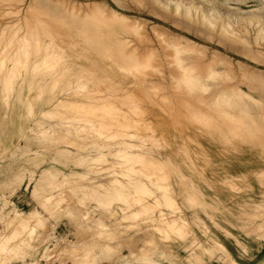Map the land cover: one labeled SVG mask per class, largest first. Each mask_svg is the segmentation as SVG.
Wrapping results in <instances>:
<instances>
[{
    "label": "rangeland",
    "instance_id": "obj_1",
    "mask_svg": "<svg viewBox=\"0 0 264 264\" xmlns=\"http://www.w3.org/2000/svg\"><path fill=\"white\" fill-rule=\"evenodd\" d=\"M58 1L0 0V232L9 230L10 218L23 216L31 209L37 210L43 219L39 222L42 223L39 227L38 222L36 225L32 224L35 230L32 229L30 234L22 233L26 238L25 244L16 254L8 253L3 264H75L77 258H87L89 255L91 256L87 259H103L98 264H248L241 262L240 257L250 252L249 259H254V255L264 246V88L260 84L264 81V35L258 36V40L253 37L262 24L258 15L252 16L253 23L246 26L245 33L239 30V23L246 25L249 17L243 12L260 10L264 1L218 0L224 4L227 2V5L237 11H228L222 22L217 10H209L208 15L216 20L214 24L203 21L200 12L195 8L186 15L184 7L176 11L172 5L167 8L162 4H155L158 1L154 0H67L68 3L71 2L70 5L65 0ZM86 2H96L102 8L127 16L129 21L136 20L140 23L145 28L144 32L148 36L150 34L148 41L152 40L145 44L153 46L161 53L164 61L160 63L162 66L154 62L158 65L152 64L150 68L143 69L147 74L136 73L139 76L133 73L137 82L132 81L131 73L121 70L114 60L107 58V41L98 39L101 28L105 30L113 27L121 32L120 24L101 22L103 16L98 12L90 13L88 17L87 14L77 15L72 11L71 4L85 5ZM218 10L225 11L221 7ZM91 14L94 20L97 19L96 23L93 22ZM261 17L264 21V14ZM222 24L228 30L223 29ZM45 29L51 35H46ZM37 31L42 35L40 38ZM154 31H160L166 38L172 36L173 40L195 47L191 53L179 54L183 64L190 67V78L197 75L193 78V85L191 83V87L195 85L194 88L187 85L190 82L189 77L188 80L184 78L187 82L182 80L173 61L172 48H168L165 43L160 44ZM21 34L27 36L26 42H23ZM136 36L133 35L132 38L135 40ZM239 36L247 41L239 40ZM49 38H54L62 46L60 49H52L56 54L53 59L44 58V43ZM141 48L143 47L139 49ZM163 48L168 51L173 64L168 57L165 58L167 51ZM203 61L207 63H204L205 68ZM207 67L222 73L217 78L208 77ZM229 68H233L236 73H242V70L247 72L237 79H228L225 73H233ZM160 69L163 71L160 72ZM143 74L148 82L154 80L156 83L168 85V90L166 86V90L162 89L164 93H174V89H179L181 95L176 97L182 96V102H187L184 103V110L202 119L205 118L202 113L208 112L214 116L213 122L210 125L206 122V126L205 123L189 124L188 129L177 134L173 142H183V145L178 148L174 143L173 149L169 150L174 162L170 161L173 163L168 166L160 159H141L138 156L128 164L125 163L127 166L134 164L132 168L128 167L129 171H119V168L118 171L88 170L87 158L92 152L97 153L90 146L94 142L102 141L103 137H86L85 140L79 138L82 147L79 151L72 145H66L56 132L65 121L63 115L59 116L54 112L56 98H78L81 94L78 89L85 85L84 93L95 95L96 98L100 95L93 92L97 85L100 88L104 86L109 93L122 95L124 91L120 88L133 83L136 87L140 84L138 91L152 100L153 89L151 91L150 86L149 89L146 88L144 80L145 88L142 87L143 84L141 86L139 77L142 79ZM170 78L173 80L170 81ZM175 85L181 87L174 88ZM169 86L173 87L172 92ZM232 86L243 89L262 105H256L249 99L241 101L242 104L239 100L235 105H228L224 96L232 92ZM225 92L227 93L222 95ZM220 100H225L224 104ZM126 105L129 107V104ZM240 111L243 118L240 117ZM223 114H230L229 119H237L239 126L231 125L228 118L222 119ZM75 121L72 120L73 123ZM197 127L203 130L200 131ZM68 135L65 134L68 137L66 140H69ZM138 136L132 141L145 150L155 155L164 153L163 142L156 133H150L148 137ZM91 150L93 151L90 152ZM80 155H85L86 161L80 162ZM110 161L113 160L110 158ZM177 162L185 176L179 169L178 173ZM205 163L206 166H201ZM104 165L101 163L94 168ZM45 170L56 178H66L73 182L56 188L57 197L52 195L51 199H56L55 204H58L55 205L54 201L49 200L53 207L48 205L51 208L50 212L47 209L49 213L44 212L38 203L44 197L39 195L43 191L38 190L37 197V192L33 189L35 180ZM165 171L170 172L169 181L172 186H167L162 179ZM121 172L123 177L119 175ZM154 173L156 174L153 175ZM113 178H117L116 181L119 182L121 179L125 180L128 186L126 183L127 187L119 185L116 181L118 184L100 186V182L107 184ZM88 182L93 187L95 184L98 189L92 188L94 197L93 191L88 188L90 185L85 186L86 188L78 186ZM142 182H147L149 186L136 190L137 185ZM129 187L134 189V193L137 191L135 195L132 193L135 198L144 196L146 205L140 207L136 201L133 203V196L128 201L127 194L132 190L129 191ZM114 189H122L126 191V195L124 191L115 192V195ZM163 189L167 190L166 193L164 190V194L172 191L175 195L174 207L163 199L157 202L154 197H150L161 194ZM95 190L103 192L102 195L108 192L107 199L104 194L105 200L101 202V194H97ZM84 191L86 195L83 194ZM95 195L99 197L98 200ZM259 204L263 205L260 207ZM147 205L149 209L151 207V212ZM145 206L146 210L143 209ZM171 218L181 220V224L178 220L176 223L177 227L178 223L181 225L180 232H175L174 238L161 240L156 228ZM178 235L184 236L177 238ZM106 245L109 246L106 248ZM76 246L80 249L70 248L74 249ZM108 250H111L110 253ZM59 251L65 253L61 254ZM104 251L107 257L103 254ZM71 252L73 254L68 255ZM256 264H264L263 258Z\"/></svg>",
    "mask_w": 264,
    "mask_h": 264
},
{
    "label": "bare ground",
    "instance_id": "obj_2",
    "mask_svg": "<svg viewBox=\"0 0 264 264\" xmlns=\"http://www.w3.org/2000/svg\"><path fill=\"white\" fill-rule=\"evenodd\" d=\"M66 1L67 0H65L64 2H66ZM154 1H158V3L155 2V4H162L163 6H165L167 8L170 5H172L176 11H179L182 7H184V12L186 15L191 12L192 8H195L196 11L200 12L199 13L200 18L203 21H207L210 24H214V22L216 21L214 18H212L207 13L211 9H215L219 12V16H220L219 20L222 22L225 20L224 18H225V15L228 11H237L236 9L231 8L229 5H227L226 4L227 2H225V4H224L223 2H219L218 0H154ZM154 1H152V2H154ZM61 2H62V0H61ZM67 3H68V1H67ZM70 3H68V4L70 5ZM153 5H154V3H153ZM66 6H68V5H66ZM163 6H162V8H163ZM69 7L70 6H68V8ZM71 7L70 8L72 9V11L74 10L73 12H75V14L80 13V15H81L82 13H84V14H87L88 17H90V15H89L90 13L98 12V13H101V16H103L102 20H100L101 22L103 21L104 23H107V24L108 23H119L120 24L121 32L116 31L113 27H111V28L109 27L107 29L105 28V30H104V28H101V31L98 34L99 35L98 39L107 41V43L109 45V49L106 53L107 58L114 60L118 64V65L116 64L118 66V68H120L121 70H124L127 73H131L132 74L131 75L132 81L137 82L135 77H136V75H139V74H136V73L147 74L145 71L143 72V69L150 68L152 64L155 66L157 63H154V62H158L159 66L161 65L160 63H162V62L164 63L161 53H159L157 51V49L155 50V48L153 46L145 44L148 41L150 34L148 36V34H146L144 32L145 28L142 27V25H140V23H138L136 20L135 21H129L128 20L129 18L127 16L122 15V14H120V13H118L112 9L109 10V9L102 8L96 2H92L91 4L90 3L88 4L86 2L85 5H81V4L75 5L73 3V4H71ZM219 7L223 8L225 11L221 12L220 10H218ZM243 13L246 14V17H249L247 20L248 23H246V25L239 23V27H240L239 30H241V31H243V33H245L247 31L246 26L253 23L252 22L253 21L252 16L258 15L260 17L259 20L262 21V24H261L260 28L256 31V33L253 37L256 39L258 36L264 35V21L262 20V17H261L262 14H264V3H263V6L260 10H253V11L250 10V11H245ZM84 14H83V16H84ZM92 15L93 14H91V16ZM86 16L84 18H86ZM88 17H87V19H89ZM25 20H26V18H25ZM96 20H94V17H93V22L95 21V23H96ZM256 26H257V24H256ZM32 28H33V26H32ZM222 28L225 30H228V28L224 24H222ZM232 29H234V28H232ZM46 30L47 29H45L44 33L46 35H51L49 32H47L48 30L47 31ZM38 31H37V34L39 33ZM50 31L53 32L52 30H50ZM81 31H82V33L84 32L83 30H80V32ZM157 31H154V36H156V39L160 42V44L165 43L168 48L169 47L172 48V50H173V61L176 65V68H178L179 74H180L182 80L184 78H186L188 80V77H189L190 82L187 85H189V88H190L193 85V83H192V81H194L193 78H195L197 75H195V77H193V78H190V76H189V71H190L189 68L190 67L188 68L187 65L183 64L182 60L180 59L181 57L179 56V54L181 55L183 52H190L195 47L192 48L191 45H185L184 43H182L180 41L173 40L172 36L170 37L172 39H170L169 37L166 38L167 36L166 37L163 36L162 32H160V31L157 32ZM37 34H35V35H37ZM39 34H38V37L40 36ZM21 35H22V39L24 40L23 42H26L27 36L24 34H21ZM133 35H137L135 40H134V38H132ZM53 36H54V34H53ZM242 39L244 41H247L246 38L239 36V40H242ZM256 40H258V39H256ZM132 41L135 42V44L131 45L130 43ZM149 41H152V40H149ZM149 43H151V42H149ZM245 44H248V43H245ZM26 45L28 46V44L25 43V46ZM142 45H144V46H142ZM44 46H45L44 50L46 52L44 54V56H45L44 58H52V59H53V57H56V56H54L56 54L52 49L55 47L60 49L62 47L59 43L55 42L54 38H49L48 42L44 43ZM192 46H193V44H192ZM102 47H104V46H102ZM140 47H143V48L139 49ZM165 48H166V46H165ZM196 48H197V45H196ZM163 50H164V48H163ZM164 51H167V50H164ZM167 53H168V51L165 52V54H166L165 58L168 57V60H171L172 58L169 59V55ZM190 53H188V54H190ZM207 60L208 59H206V62H207ZM204 61L202 62L203 65H204V63H206ZM209 61L211 62L210 59H209ZM46 62L47 61H45V63ZM165 62L170 64L169 61L167 62V59H165ZM171 62H172V60H171ZM207 63L205 65H207ZM23 64H26V63L24 62ZM172 64H173V62H172ZM175 65H173V66H175ZM205 65H204V68H205ZM159 66H158V69H159ZM189 66H191V65H189ZM209 67H207L208 68L207 74L209 75L208 77H215L216 76V78H217V76L219 77V75H221L220 73H222V72L218 73L216 70H214V69L212 70V68L210 69ZM154 68H156V67H153V69ZM51 69H53V67ZM162 71L163 70L160 69V72H162ZM176 71H175V73H176ZM229 71H231L233 73H225L224 72L227 75L228 79H234V78L237 79L241 75L242 76H244V74L246 75V72H247V71L242 70L243 71L242 73H236L233 71V68H229ZM240 72H241V69H240ZM133 73L136 75L134 76ZM145 74L141 75L142 79L139 77L140 75L137 77H139L140 81L142 82L141 86H142L143 80H144V83H146V88H148V86H150L151 87V88L149 87L150 90L152 91V89H153L152 93L154 92V99L155 100L154 99H152V100L148 99L146 96H144L142 94V92L138 91L140 89L139 82L137 83V85L139 84V86H138L139 89H137L138 87H136V85H134L133 83H131L127 87L120 88V90L124 91L122 93V95L121 94H115V93H109V92H107V88H105L104 86H103V88L102 87L100 88V86L97 85L95 88L96 91H93V92L94 93L96 92V94L100 93V95H99V97L96 98L95 95L91 96L92 94L88 95V94L84 93V89H86L85 88L86 85H85V86L81 87L82 89H78L81 91V94L79 95L78 98H72L71 96H64L62 98H56L57 103L55 104V111L54 112L59 114V116L63 115V117L65 119V121L61 123L58 131H56V132H58L60 134V136H58L59 139H60V137H62L61 140H64L67 143L66 145H68V144L72 145V146H74V148H77L79 151L80 149H82V147L79 143V140H78L79 138L85 140L84 138H86V137H88V139L89 138L95 139V138L103 137L102 141H98L96 143L94 142L90 146L91 148H93V150L97 151V153L92 152L93 150L90 151V152H92V154L89 155V157L87 158L88 170L97 171V169L98 170L111 169L112 171H115V170L118 171V168H119V171H127V170L129 171V168L130 167L132 168L134 164L133 165L129 164L128 166H127V164L129 163V161H132L135 157H138V156L141 159L157 158V159L164 161L165 165L168 166L169 164L174 162L173 158L170 156L171 153L169 154V150L173 149L172 147H173L174 143L178 148H181V145H183V142L182 143H178L177 141L173 142V139L175 140V138L177 137V134L181 133L183 131V129H188L189 124L195 125L196 123H200V125H201L202 123H205L204 126H206V122H208L210 125V122L212 121V119H214V116L208 112L202 113L203 116H205L204 119L198 118L197 115L190 114L189 112H187L186 110L183 109L184 103L186 101L184 103L182 102V99H181L182 96L176 97L178 94L181 95V92L179 91V89L177 90L179 93H176L177 91H174L176 89L173 90L172 89L173 87L171 88V86H169L170 87L169 89L171 90V92L173 90L174 93H166V91L164 93L163 90H166L164 88L166 86V84L164 83L165 84L164 85L161 82L156 83V82H154V80H153V82H148V79L146 80L143 77ZM249 74L251 75V73H249ZM226 75H225V77H226ZM161 76H163V73L161 74ZM251 77H252V79L253 78L255 79L254 76L251 75ZM172 78H170V81L173 80ZM139 79L137 78V80H139ZM186 79H184V80L187 82ZM182 80H181V82H182ZM191 83H192V85H191ZM260 84L264 88V81H261ZM142 87L145 88V85L143 84ZM167 87H168V85L166 86V88ZM179 87H181V86H178V87L176 86L174 88H179ZM194 87H195V85L191 88H194ZM232 87L233 88L230 89V90H232V92H230V94H228L227 96H224L225 99L227 98L226 103L228 102L227 103L228 105H229V103L230 104L234 103L233 105H235V103L239 102V100H240V103H241V101L245 102L246 99L247 100L249 99V101L252 100V102L256 105H259V106L262 105V103L258 102V99L253 98L247 92H245L243 89H241L237 86H232ZM206 89H207V87H206ZM167 90H168V88H167ZM76 92L79 93V91H76ZM226 93L227 92H225L223 94L221 93V94L224 95ZM122 98L124 101H122ZM220 99L223 100V98H220ZM249 101H247V102H249ZM223 102H225V100ZM126 104H129V107H127ZM186 104H187V102H186ZM124 107H127V108H124ZM238 108H239V105H238ZM225 111L226 110H223V112H225ZM228 112H230V111H227V113ZM200 113H201V111H200ZM240 113H241V111L239 112V114ZM224 114H226V113H224ZM224 114L222 116V119L226 120L229 117L228 115H230V114H228L227 116ZM239 114H238V118L241 117V114H240V117H239ZM234 115L236 116V114H234ZM242 115L244 116V114H242ZM231 116H233V115H231ZM233 118H231V119L228 118L227 120L232 122L231 125H234V127L239 126V124L237 123L238 120L237 119L233 120ZM241 118H243V117H241ZM72 120H76V121L73 123ZM141 120H143V121L141 122ZM197 129L200 131L203 130L200 127H197ZM150 133H156L157 135H159L161 137V140L163 142V147L165 149L164 153H161L160 155H155L152 152L145 150V148H143L141 145L132 141L138 135L148 137V135ZM65 134H69L68 135L69 140H66V139H68V137H66ZM56 135H57V133H56ZM188 137L191 138L190 136H188ZM70 138L71 139L74 138V140H70ZM138 138H139V136H138ZM64 141H63V143H65ZM95 141H97V140H95ZM110 158L113 161H110ZM85 159H86L85 155H80L78 157V160L80 162L84 161ZM170 161H173V162H170ZM101 163H103V165L105 163L106 167L104 165L103 167L100 166L101 168L98 166H97L98 168H94L96 165H100ZM125 163H127V164H125ZM116 165H118V166H116ZM176 165H177V170L179 169L184 174V175L183 174L182 175L185 176L186 174L183 172L180 163L177 162ZM201 166H203V167L206 166V163L201 165ZM137 167H138V165H137ZM170 167H171V165H170ZM179 170H178V173H179ZM139 172H141V171L139 170ZM181 172L179 174L180 176H181ZM123 174H124V172H123ZM133 174H135V172ZM155 174L156 173H154L153 175H155ZM119 175H122V172ZM141 175L143 176L142 173H141ZM141 175H139L140 179H141ZM125 176H126V174H125ZM122 177H123V175H122ZM170 177H171V175H170L169 171H165L162 175V179H164L166 181L167 186L173 185L172 182L169 181ZM116 179L117 178L111 179L109 181V183H107V184L100 182V186L114 184ZM144 179H146V178L144 177ZM147 179L151 181V179L149 177H147ZM122 181L123 180L121 179L120 182H119V180L116 182H119V185L126 186L128 182L126 183L124 180L123 181L124 183H123ZM136 181H138V180L136 179ZM153 181H155V180H153ZM139 182H140V180H139ZM72 183L73 182L70 181L69 179H66V178L65 179H59V178L54 177V175L51 174L49 171H47V170L43 171V173L40 174L39 177L35 180V184H34V188H33V189H35L36 192L40 189L43 191V192L40 191L39 195H43L44 197H42L41 200L39 199L41 202L40 201L38 202V203H40L42 210L44 212L46 211V213H47L48 212L47 209L49 208V206L51 208H53L52 205L49 204L50 203L49 200L51 202L56 200V199L52 200L51 196L53 195V197H55V196L57 197V194H55L57 187L63 186V184L68 185V184H72ZM125 183H126V185H125ZM115 184H118V183H115ZM87 185H90V182H88L87 184H79L78 186L85 187ZM97 185L99 186V184H97ZM153 185H154V183H153ZM148 186H149V184H147V182H145V183L142 182L141 184L137 185L136 190L139 191L141 188L148 187ZM115 187L116 186H114V188ZM161 187H162V185L160 186V190H162ZM88 188H90L89 189L90 191L91 190L93 191L92 197H94L95 192L92 188H95V184H94V187L88 186ZM110 188H111V186L109 187V189ZM122 188L124 189V187H122ZM158 188H159V186H158ZM95 189H97V188H95ZM128 189L130 191V189H132V188L129 187ZM165 189H166V187H165ZM165 189H163L161 194H158V195L155 194L154 196L150 195V194L149 195H150V197L151 196L154 197V199L157 200V202H158V200L160 201V199H163L166 203L167 202L172 203L173 204L172 206L174 207V205L176 203L175 195L172 193V191H171V193L168 192L167 194H164L163 192ZM114 190L115 191H113V193L124 191L122 189L120 191H117L116 189H114ZM132 190H133V192H132ZM132 190H131V193L129 192L131 194V196H130V194H127L128 201H130V199L133 196L132 193H134V189H132ZM150 190H152V189L150 188ZM86 191H87V189H86ZM86 191H84L83 194L86 195L87 194V193H85ZM90 191H88V192H90ZM99 191H96V193L98 194ZM111 191H112V189H111ZM166 191L167 190H165V193H166ZM194 191H195V188H194ZM33 193H34V191H33ZM41 193H43V194H41ZM99 193L101 194V195H99L100 199L102 198L101 202H103V200H105L106 193H108V192L104 193L105 196H104V194L102 195L103 192H99ZM123 193L126 195V191H124ZM135 193H134V195H135ZM35 194L37 196L38 192ZM124 194L121 193L122 196ZM143 194H144V191H143ZM143 194H142V196H143ZM196 194H198V193H196ZM88 195H89V193H88ZM115 195H116V193H115ZM125 195L123 197H125ZM58 196H59V194H58ZM103 196H104V198H103ZM95 197L98 200L99 197H97L96 195H95ZM107 197H108V194L106 196V199H107ZM143 197L142 198L140 196L138 198L134 197L133 203H134V201H136L140 207H141V205L142 206L146 205V204H144L145 201H143ZM55 202L56 201H54V204H55ZM146 202H147V200H146ZM165 202L163 204H165ZM154 203H155V201H154ZM56 204H58V202ZM261 205H263V204H259L260 207H261ZM245 206H247V205H245ZM133 207H135V206H133ZM147 207H148V210L150 211L151 207H150V209H149L148 205H147ZM51 208H49V212H50ZM143 209L146 210V206L143 207ZM134 210H135V208H134ZM136 210H135V212H137ZM138 211H139V209H138ZM153 212H155V210ZM140 213L141 212H139V214ZM137 214H138V212H137ZM160 215H161V213H160ZM163 216H164V214H163ZM158 217H160V216H158ZM173 219L174 218H171L170 221L167 220V222L166 221L162 222V225H160L159 227L156 228L157 234L161 240L167 239L169 237L174 238V237H176V236H174V233L180 232V230H179V228L181 227V225H180L181 222H179L180 219L179 220H178V218L177 219L175 218L174 220ZM42 220H43L42 216L39 214V212L37 210H34V209L28 210L27 212H25V214L23 216H20V217L16 216L14 218L13 217L10 218V220L8 221V229L9 230L6 232H0V264H3L4 259L8 255V253L14 252L16 254L17 251L21 248V246H23V244H25L26 238L23 237L22 233H26V234L29 233L30 234L32 232V229L35 230V228H33L32 224L34 225V223H35V225H36L37 224L36 222H38L37 225L39 227L42 224V223L40 224L39 222H42ZM177 220L180 223V224L178 223V225L180 227L176 226ZM182 224H183V222H182ZM178 236L179 237H177V238H181V237L183 238L184 235L181 237H180V235H178ZM28 238H27V240H28ZM108 246L106 245V248ZM72 247H74V246H72ZM72 247H70L72 250L79 248L76 246L73 249ZM24 249H25V247H24ZM222 249H224L223 245H222ZM80 251H78L79 253L77 252L79 255H80ZM110 251L108 250L109 253H110ZM59 253H61V251H59ZM62 253H65V252L62 251ZM104 253H105V251L103 252V254ZM72 254L73 253L71 252L68 255H72ZM90 256L91 255H89V257H87V258H90ZM96 256H94V258ZM107 256L108 255L106 254V257ZM85 257L80 258V259L77 258L76 263L77 264H98L97 263L98 261L101 262L103 260L101 258H100V260L99 259L96 260L93 258L91 260V259H87ZM104 259H105V257H104ZM72 261H73V259H72Z\"/></svg>",
    "mask_w": 264,
    "mask_h": 264
},
{
    "label": "crops",
    "instance_id": "obj_3",
    "mask_svg": "<svg viewBox=\"0 0 264 264\" xmlns=\"http://www.w3.org/2000/svg\"><path fill=\"white\" fill-rule=\"evenodd\" d=\"M235 252L237 253V250H235ZM251 254H252V252H251ZM249 256H250V252L243 255L242 257H240V261L241 262H248V264H256L260 258H263V260H264V246L261 247L259 252L254 255L255 256L254 259H249Z\"/></svg>",
    "mask_w": 264,
    "mask_h": 264
}]
</instances>
